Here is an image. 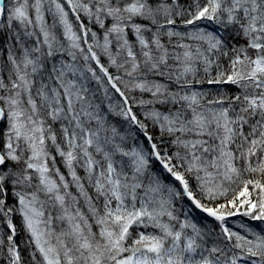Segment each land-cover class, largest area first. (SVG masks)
<instances>
[{"label": "snow or ice", "instance_id": "snow-or-ice-1", "mask_svg": "<svg viewBox=\"0 0 264 264\" xmlns=\"http://www.w3.org/2000/svg\"><path fill=\"white\" fill-rule=\"evenodd\" d=\"M0 264H264V0H0Z\"/></svg>", "mask_w": 264, "mask_h": 264}, {"label": "rangeland", "instance_id": "rangeland-1", "mask_svg": "<svg viewBox=\"0 0 264 264\" xmlns=\"http://www.w3.org/2000/svg\"><path fill=\"white\" fill-rule=\"evenodd\" d=\"M102 62L103 63H107V58L105 57H102ZM114 71V70H113ZM138 95V93H137ZM116 100L119 99V97H115ZM139 112V110H137ZM121 127H122V131L124 130V128H126V124H123V122H121ZM133 143L132 140H129L128 141V144L131 145ZM58 166L60 167L61 169V172H64L66 174V169L64 168V166L62 164H58ZM78 172L79 174L83 175V170L82 169H78ZM17 224L19 223V220L16 221ZM242 222H247V218H241V217H231L229 218V224L230 226H235V225H238L239 223H242ZM254 223H259V222H254ZM23 239H25V234L23 232H21L20 236L18 237V242L22 241ZM23 245H21L22 247Z\"/></svg>", "mask_w": 264, "mask_h": 264}, {"label": "trees", "instance_id": "trees-1", "mask_svg": "<svg viewBox=\"0 0 264 264\" xmlns=\"http://www.w3.org/2000/svg\"><path fill=\"white\" fill-rule=\"evenodd\" d=\"M48 19H49V23H51V17L49 16L48 17ZM106 58V57H105ZM114 122L117 124V126L118 127H121V123H120V120H114ZM121 129H122V127H121ZM19 220V218L17 217V219H16V221H18ZM24 240V239H23ZM23 247V246H22Z\"/></svg>", "mask_w": 264, "mask_h": 264}]
</instances>
